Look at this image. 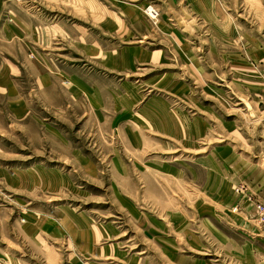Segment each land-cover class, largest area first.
Instances as JSON below:
<instances>
[{"label": "rangeland", "instance_id": "obj_1", "mask_svg": "<svg viewBox=\"0 0 264 264\" xmlns=\"http://www.w3.org/2000/svg\"><path fill=\"white\" fill-rule=\"evenodd\" d=\"M0 24L28 106L0 100V264H264V0H0Z\"/></svg>", "mask_w": 264, "mask_h": 264}, {"label": "crops", "instance_id": "obj_2", "mask_svg": "<svg viewBox=\"0 0 264 264\" xmlns=\"http://www.w3.org/2000/svg\"><path fill=\"white\" fill-rule=\"evenodd\" d=\"M0 25L2 26L1 30H3L5 25ZM4 49L5 52L8 51L11 54L12 45L10 44L7 46V44H5ZM120 62H123V58H121ZM12 63L13 62L10 58L7 59L6 54L4 55V60L2 62L0 60V100L4 103L3 111L5 115H7L11 121L20 119V117L25 114L28 109L26 101L23 100L18 92V87L20 86L17 84L16 79L13 76ZM113 63L119 64V59L117 62L113 60ZM38 82L45 86L46 84L51 83V80L47 75L42 74L39 75Z\"/></svg>", "mask_w": 264, "mask_h": 264}, {"label": "built area", "instance_id": "obj_3", "mask_svg": "<svg viewBox=\"0 0 264 264\" xmlns=\"http://www.w3.org/2000/svg\"><path fill=\"white\" fill-rule=\"evenodd\" d=\"M243 189H244L243 187L238 188V189L236 190V192H243ZM258 209L261 211L260 214L263 215V213H264V208H263V206L259 204V205H258Z\"/></svg>", "mask_w": 264, "mask_h": 264}, {"label": "bare ground", "instance_id": "obj_4", "mask_svg": "<svg viewBox=\"0 0 264 264\" xmlns=\"http://www.w3.org/2000/svg\"><path fill=\"white\" fill-rule=\"evenodd\" d=\"M148 12H151V9Z\"/></svg>", "mask_w": 264, "mask_h": 264}]
</instances>
